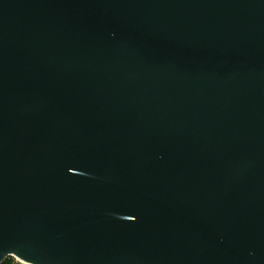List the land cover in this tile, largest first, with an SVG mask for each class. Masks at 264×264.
<instances>
[{
  "label": "water",
  "instance_id": "1",
  "mask_svg": "<svg viewBox=\"0 0 264 264\" xmlns=\"http://www.w3.org/2000/svg\"><path fill=\"white\" fill-rule=\"evenodd\" d=\"M264 264V0H0V264Z\"/></svg>",
  "mask_w": 264,
  "mask_h": 264
},
{
  "label": "trees",
  "instance_id": "2",
  "mask_svg": "<svg viewBox=\"0 0 264 264\" xmlns=\"http://www.w3.org/2000/svg\"><path fill=\"white\" fill-rule=\"evenodd\" d=\"M2 264H21L19 262H16L14 258L12 257H7Z\"/></svg>",
  "mask_w": 264,
  "mask_h": 264
},
{
  "label": "rangeland",
  "instance_id": "3",
  "mask_svg": "<svg viewBox=\"0 0 264 264\" xmlns=\"http://www.w3.org/2000/svg\"><path fill=\"white\" fill-rule=\"evenodd\" d=\"M10 257L14 258L16 262H19V263H21V264H26V263L20 261L18 258L14 257V256H10Z\"/></svg>",
  "mask_w": 264,
  "mask_h": 264
},
{
  "label": "bare ground",
  "instance_id": "4",
  "mask_svg": "<svg viewBox=\"0 0 264 264\" xmlns=\"http://www.w3.org/2000/svg\"><path fill=\"white\" fill-rule=\"evenodd\" d=\"M24 263H26V262H24ZM26 264H29V263H26Z\"/></svg>",
  "mask_w": 264,
  "mask_h": 264
}]
</instances>
